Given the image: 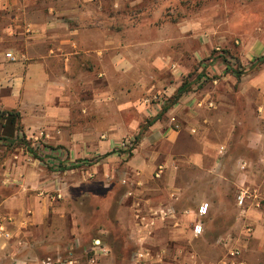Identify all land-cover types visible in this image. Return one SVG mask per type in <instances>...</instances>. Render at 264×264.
Returning <instances> with one entry per match:
<instances>
[{"label": "crops", "instance_id": "crops-1", "mask_svg": "<svg viewBox=\"0 0 264 264\" xmlns=\"http://www.w3.org/2000/svg\"><path fill=\"white\" fill-rule=\"evenodd\" d=\"M167 2L0 0V113L7 112L0 124V142L1 137L24 138L43 151L45 162H58L50 163L53 171L48 172L24 158H9L0 165V214L10 219V238L0 235V264H43L45 257L38 246L46 236L51 204L49 194L44 193L52 187L61 190L66 184L62 179L77 169H73L77 163L85 171L87 185L100 182L107 189L112 179L126 185L113 219L121 231L111 235L117 238L114 244L100 235L108 252L95 264L111 255L125 260L129 245L134 249L129 259L138 248L150 249L156 255L151 264H229L224 256L207 262L206 246L217 243L227 255L234 248L240 247L242 252L247 245L261 244L258 238H264V214L253 207L237 210L238 219L251 232L243 230L241 236L242 231L240 235L227 231L215 243L214 234L203 223L202 234L194 237L195 211L203 201L196 208L192 201H181L183 193L176 181L180 168L193 166L200 171L211 157L210 171L222 173V162L230 156L222 160L219 151L228 140L240 139L237 127L242 124L241 140L249 152L231 157L236 163L244 160L245 180L249 181L250 173L257 176L252 182L264 188V62L259 68L254 66L257 56L264 54V35L248 32L236 45L239 42L234 36L222 34L218 42L227 44L230 39L232 66L226 55L211 54L213 39L214 49L220 50L215 34V38L190 34L191 26V30L204 28L201 23L190 26L183 16L160 21ZM128 9L151 21L128 19ZM110 12L123 13L125 21L112 22ZM225 27L219 23L213 30ZM191 40L197 47L193 56L205 60L195 65L198 73L194 75L189 71V62L196 64L189 52ZM176 46L180 49L172 48ZM5 51L17 59H6ZM253 52L259 54L255 57ZM94 76L99 84L94 83ZM204 77L211 78L200 84ZM78 85L90 89V102L101 97L117 103L119 112L134 111L135 118L127 121L122 115L113 123L104 122L106 128L94 129L90 117H78ZM154 92L168 96L162 111L156 103L145 101ZM144 118L150 123L140 132L131 154L113 152V141L123 139L120 136L127 131L140 130ZM114 126L116 132H109ZM17 155L12 156L16 159ZM76 159L80 161L76 163ZM62 165L68 167L62 170ZM230 168L237 170L234 163ZM237 181L244 184L242 179ZM108 230L104 227L102 232ZM84 253L85 262L79 264H92L88 262L90 253L85 249Z\"/></svg>", "mask_w": 264, "mask_h": 264}, {"label": "rangeland", "instance_id": "rangeland-1", "mask_svg": "<svg viewBox=\"0 0 264 264\" xmlns=\"http://www.w3.org/2000/svg\"><path fill=\"white\" fill-rule=\"evenodd\" d=\"M243 1L245 4L240 0H168V2L164 3V6H162L163 13L159 20L164 21V19L174 17L173 20L176 21L181 20L180 17L183 16V21L188 20L191 23L190 26L198 22L204 27L198 30H191V26V35L193 33H200L215 38V34V40L217 42L221 39L220 36L222 34L226 36L231 35L238 40L239 44L237 43L236 45H240L242 39L241 35L244 36L248 32L256 33L257 31L260 35H264V0ZM239 11H241L240 14L238 13ZM110 14L112 16V22L120 23L125 21V15L123 13L110 12ZM126 14H129L128 19L134 22L149 23V21H151L147 19L146 16L138 15V13L133 12V9L126 10ZM96 17H100V15H96ZM219 23H224V25H226L225 29L223 31H214L213 27L219 25ZM255 27H259L260 29L257 30ZM227 40V44L218 42L219 51L214 49V46H216L214 39L213 41L211 40L210 44L213 46L211 54L220 52L222 55H226L227 58L234 60L232 52L230 48H228L230 39L227 38ZM172 48H174V50H179L180 46ZM195 49H197V47L191 40L189 43V52H191L196 64L189 62L191 66L189 68L190 75L198 73V67L195 65H200L202 61H205H198L197 58L193 56V50ZM257 54H259V52H253V56L255 57ZM256 61L254 66L259 68L260 64L264 62V54H259ZM241 68H243V66ZM210 78L211 77L202 78L200 84L208 82ZM93 80L95 84L100 83V81L96 79V76L93 77ZM75 91L79 99L77 109L79 113L78 117H90V120L94 123V129L98 131H100L101 128H106V126H104L105 124L103 125L104 122L106 123L109 121L113 123V121H117L122 115L127 121H132L136 116L135 112L132 110H128L124 113L119 112L117 103L107 102V100H103L101 97L95 98L94 101L90 102L89 88L78 85ZM164 106L166 107L167 104ZM164 106L160 108V111L163 110L162 108ZM163 117L169 118V116L167 117L164 115ZM239 119V121L244 122V118L241 117V115H239ZM147 120V118H144L143 121L141 120L139 122V132L136 130L127 131L120 137L123 139L134 137L136 144V136L140 134L142 127L147 125ZM116 130L115 126L109 128V132H116ZM237 130L240 139L238 141L234 140V138L228 140L225 149L222 152L219 151L222 160L225 156H230V159L227 158L222 162V173H219L217 169H211L212 171H210L209 168L212 165L213 158L209 156L211 158H207L205 161L206 167L200 169V171L193 166L184 167V169L180 168L181 170L178 173V179L176 181L177 187L182 189L183 195L181 201H192L191 205L195 208L200 201H206L210 204L209 214L202 220V223H204V228L208 227L210 233L214 234V239L211 238L209 240L213 239L215 243L216 240L219 241V236L224 235L227 231H231L233 234H239L242 231V233H240L242 236L244 235V231L247 232L246 228L250 227L247 223H244L243 219H238V206L236 205L235 199L240 190L239 187L249 186L250 188H257L264 197V188L257 186L259 183L255 185V181L252 182L257 179H255L257 176H252L249 173V181L245 180L246 169L241 168V164H243L244 160H239L240 162L236 163V160L231 157L236 154H247V152H249L245 142L241 140L244 135V126L239 124ZM27 147L34 149L37 155L42 157V159L34 158L33 155L27 151ZM39 149L40 148L37 147L33 148L24 138H18L15 142L2 140L0 142V165L9 158L13 160L20 159L21 161H23L24 158L31 166L43 167L46 172H48L49 169L53 171L50 166V163L53 165L52 160L50 163L48 161L45 162L42 156L43 151ZM13 153L18 154L17 158L15 157L16 159L12 156ZM130 154L131 152L125 155L127 157ZM93 159L95 158H92V160ZM75 161L77 163L80 159H76ZM233 163L237 169L235 171L230 168L233 166ZM77 164L73 166V169H77H74V172H71V174L68 173L65 176L66 178L62 179L66 184L63 183L61 185V190L52 187L47 190L48 192L44 193L49 194L48 201H51L46 221L47 224L44 228L46 236L43 242H40L38 246L39 252L43 254L45 258L57 255L66 256L67 253L71 251L72 253L74 252L73 255L80 262H85L86 256L84 249L86 250V248L91 245L92 239H101L100 235H106L109 243L114 244L117 238L112 239L111 235L116 236L117 232L121 231L118 230L113 219H115V214L118 213V205L120 204L119 198L122 192H124V186L126 185L120 186L117 184L118 181L116 182V179L111 180L112 184L107 189H102L100 182H95L92 186L87 185L88 181H86L84 177L85 171L81 168V163ZM65 167L68 166L62 165V170ZM57 178L59 180L60 175H58L56 179ZM240 179L244 182L242 186L238 184L237 181ZM91 187H93L92 190ZM41 191L42 190H39V192ZM39 192L38 194L42 197ZM128 200L129 199L126 201ZM186 203L187 202H184V204ZM214 204H217V208ZM104 227L109 230L102 232ZM262 229H264V227ZM258 240L261 241V244H255V246L251 245V247L247 245V247L243 248L242 252L240 251L236 256L230 254L224 255L217 243L214 245H207L205 249L206 261L213 262V260H218V258L224 256L230 260L229 264H264V238H258ZM126 250L128 251L123 255L125 260L121 257L111 255L107 260H103L101 264H131V259H129V257L131 251L133 252L134 250L133 246L129 245Z\"/></svg>", "mask_w": 264, "mask_h": 264}, {"label": "built area", "instance_id": "built-area-1", "mask_svg": "<svg viewBox=\"0 0 264 264\" xmlns=\"http://www.w3.org/2000/svg\"><path fill=\"white\" fill-rule=\"evenodd\" d=\"M1 54V52H0ZM3 56L11 61L17 59V57L11 51H5ZM230 65L234 66V60L228 59ZM145 101L149 103H156L159 107L164 106L167 103V94L164 92L154 93L145 98ZM174 124V128H178L176 119L170 118ZM101 138L105 139V136L102 135ZM135 146V138L128 137L120 140L113 141L112 150L116 154H127L133 150ZM221 152V151H220ZM53 165H58L57 161H52ZM158 176V174L156 175ZM236 205L242 211L247 210L250 207L259 209L264 214V197L257 188H250L249 186H242L239 192L236 195ZM209 212V203L206 201L201 202L195 211V222L192 226V233L194 237L200 236L203 232V223L202 220L208 215ZM10 219L4 217L0 214V235L4 239L10 238V232L8 229V223ZM246 230L250 232V227H247ZM86 252L90 253L88 257V262L95 264L100 256L107 254L108 250L104 247L100 239H92L91 245L86 248ZM240 252L239 248H234L230 251V255L236 256ZM156 255L148 248H138L135 250L132 258L131 264H151L154 262ZM43 264H79V260L73 255L71 251L67 253L66 256H48L43 260Z\"/></svg>", "mask_w": 264, "mask_h": 264}, {"label": "trees", "instance_id": "trees-1", "mask_svg": "<svg viewBox=\"0 0 264 264\" xmlns=\"http://www.w3.org/2000/svg\"><path fill=\"white\" fill-rule=\"evenodd\" d=\"M222 58H223V60H225V59H224L225 57H222ZM184 85H185V83L182 84V85L177 89V94H180V93L182 92V90L184 89ZM5 113H7V112H5ZM5 113H0V124H1V122H2V120H3V118H4ZM148 123H150V120H147V124H148ZM145 126H146V125H145ZM145 126L142 127V130L144 129ZM138 138H139V135L136 136V139H137V140H138ZM1 139H2V140H8V141H10V142H15V141L18 140V138L12 140V139H8V138H5V137H1ZM27 151L30 152V153L33 155L34 158H37V159H40V160L42 159V157H40L39 155H37L36 151H35L34 149H32L31 147H27Z\"/></svg>", "mask_w": 264, "mask_h": 264}]
</instances>
